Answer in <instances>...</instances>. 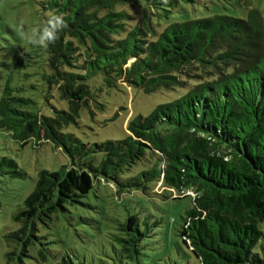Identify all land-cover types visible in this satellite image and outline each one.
I'll use <instances>...</instances> for the list:
<instances>
[{
	"label": "trees",
	"instance_id": "16d2710c",
	"mask_svg": "<svg viewBox=\"0 0 264 264\" xmlns=\"http://www.w3.org/2000/svg\"><path fill=\"white\" fill-rule=\"evenodd\" d=\"M137 1H143V10L134 14L130 8ZM181 1L187 2H39L68 25L45 49L49 92L55 90L67 108L34 113L25 108L31 99L15 94L7 82L0 93V133L9 131L21 145L33 138L51 142L68 163L38 171L14 214L19 226L6 235L15 244L9 261L23 264L40 239L39 225L50 227L54 217L82 203L100 178L117 195L152 192L155 185L192 192L184 194L192 206L179 234L197 264H264V16L251 9L247 18H178L184 16ZM15 65L20 66L19 57ZM98 76L108 88L185 92L146 115L129 111L124 137L85 142L68 127L78 123L83 107L90 109L89 83ZM25 175L17 161L0 156V181ZM153 235L130 214L111 238L126 260L144 264ZM38 255L46 260L42 249ZM56 264L77 263L64 253Z\"/></svg>",
	"mask_w": 264,
	"mask_h": 264
},
{
	"label": "rangeland",
	"instance_id": "374dc122",
	"mask_svg": "<svg viewBox=\"0 0 264 264\" xmlns=\"http://www.w3.org/2000/svg\"><path fill=\"white\" fill-rule=\"evenodd\" d=\"M40 1L43 0H0V93L8 82L16 90L15 94L31 99L25 108L49 115L53 107L66 109L67 102L59 98L55 90L49 92L45 49L27 44L17 33L21 24L28 31L47 17L48 11L42 9ZM186 1H181L178 9L184 16L178 15V18L211 14L247 18L251 9L264 16V0ZM140 9L143 10V1H137L130 11L136 14ZM18 57L19 67L15 65ZM89 86L91 111L83 107L78 123L68 127L85 142L120 139L126 135L129 111L146 115L157 103L185 92L177 89L147 94L123 84L108 88L99 76ZM1 155L13 158L26 172L24 177H5L0 181V264H20L17 258L9 261L7 256L15 244L8 241L6 235L19 226L14 214L33 188L38 171L42 168L58 170L68 163V157L48 141L36 142L33 138L21 145L6 130L0 133ZM152 192L132 190L117 195L111 183L94 179L93 188L81 199L82 203L71 206L64 215L58 214L50 227L39 225L40 239L29 247L30 257L25 258L23 264H56L64 253L70 254L77 264H135L134 258L126 260L121 256L111 238L118 223L124 222L130 214L138 215L142 228L149 225L153 229L154 235L147 239L146 255L142 257L144 264H197L198 259L179 234L182 217L192 206L191 198L184 197L187 192H175L159 185H155ZM153 220L159 224L151 228ZM261 229L264 232V222ZM41 249L46 255L45 261L39 258Z\"/></svg>",
	"mask_w": 264,
	"mask_h": 264
},
{
	"label": "clouds",
	"instance_id": "9594fccd",
	"mask_svg": "<svg viewBox=\"0 0 264 264\" xmlns=\"http://www.w3.org/2000/svg\"><path fill=\"white\" fill-rule=\"evenodd\" d=\"M67 27L68 25L63 15L49 12L46 19H42L28 31H25L23 24H21L17 28V33L19 38L27 44L47 49Z\"/></svg>",
	"mask_w": 264,
	"mask_h": 264
},
{
	"label": "built area",
	"instance_id": "2783aa9c",
	"mask_svg": "<svg viewBox=\"0 0 264 264\" xmlns=\"http://www.w3.org/2000/svg\"><path fill=\"white\" fill-rule=\"evenodd\" d=\"M182 192H187V193H190L191 195H193V193L192 192H190V191H182ZM186 194V193H185Z\"/></svg>",
	"mask_w": 264,
	"mask_h": 264
}]
</instances>
